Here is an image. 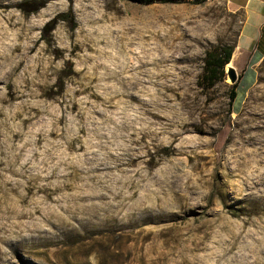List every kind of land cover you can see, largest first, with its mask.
Wrapping results in <instances>:
<instances>
[{
	"label": "rangeland",
	"instance_id": "1",
	"mask_svg": "<svg viewBox=\"0 0 264 264\" xmlns=\"http://www.w3.org/2000/svg\"><path fill=\"white\" fill-rule=\"evenodd\" d=\"M243 21L232 0H0V264H264V60L202 79Z\"/></svg>",
	"mask_w": 264,
	"mask_h": 264
},
{
	"label": "crops",
	"instance_id": "2",
	"mask_svg": "<svg viewBox=\"0 0 264 264\" xmlns=\"http://www.w3.org/2000/svg\"><path fill=\"white\" fill-rule=\"evenodd\" d=\"M232 3L243 11L244 21L229 64L241 80L251 69L256 78L255 69L264 60V0H232Z\"/></svg>",
	"mask_w": 264,
	"mask_h": 264
},
{
	"label": "trees",
	"instance_id": "3",
	"mask_svg": "<svg viewBox=\"0 0 264 264\" xmlns=\"http://www.w3.org/2000/svg\"><path fill=\"white\" fill-rule=\"evenodd\" d=\"M43 5L44 4H42L35 10L42 8ZM233 51L234 46L216 48L213 51L207 52L202 79L203 81L208 82L209 86H212L214 84L216 77H218L219 79L224 77L225 67L231 62ZM235 98L236 93L231 90L230 100L233 101L235 100Z\"/></svg>",
	"mask_w": 264,
	"mask_h": 264
},
{
	"label": "water",
	"instance_id": "4",
	"mask_svg": "<svg viewBox=\"0 0 264 264\" xmlns=\"http://www.w3.org/2000/svg\"><path fill=\"white\" fill-rule=\"evenodd\" d=\"M226 74H227V76L230 79L232 84L236 83L239 80L237 72L232 67H228L226 69Z\"/></svg>",
	"mask_w": 264,
	"mask_h": 264
},
{
	"label": "bare ground",
	"instance_id": "5",
	"mask_svg": "<svg viewBox=\"0 0 264 264\" xmlns=\"http://www.w3.org/2000/svg\"><path fill=\"white\" fill-rule=\"evenodd\" d=\"M228 67H230L229 66V64H228ZM248 253V252H247ZM252 253V252H251ZM243 254V253H242ZM253 254V253H252ZM253 256V255H252ZM250 257V256H249ZM252 258V257H251ZM254 258V257H253ZM249 260V259H248ZM247 260V258L245 257V255L244 256H237V255H235V257H234V259H232V261L231 262H233V264H251L249 261Z\"/></svg>",
	"mask_w": 264,
	"mask_h": 264
}]
</instances>
